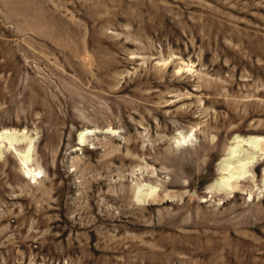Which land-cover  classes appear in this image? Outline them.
<instances>
[{"label":"rangeland","instance_id":"obj_1","mask_svg":"<svg viewBox=\"0 0 264 264\" xmlns=\"http://www.w3.org/2000/svg\"><path fill=\"white\" fill-rule=\"evenodd\" d=\"M0 153V264H264V0H0Z\"/></svg>","mask_w":264,"mask_h":264},{"label":"bare ground","instance_id":"obj_2","mask_svg":"<svg viewBox=\"0 0 264 264\" xmlns=\"http://www.w3.org/2000/svg\"><path fill=\"white\" fill-rule=\"evenodd\" d=\"M16 134V133H15ZM18 134V133H17ZM179 135V134H178ZM84 135H83V133H81L80 135H79V138H78V141H81L82 142V137H83ZM180 138H182V137H180ZM188 138H189V136H188ZM10 143H9V145L10 146H12V144H14V142H16L17 143V138L15 137V136H11L10 137ZM186 139V138H185ZM185 139H184V141H185ZM179 140H181V139H179L178 138V141ZM187 140H189V139H187ZM255 141V140H254ZM250 142V145H248V148H250V150L255 146V144L254 143H256L257 141H255V142ZM32 143H33V140H28L27 142H26V146H25V152H24V154H22V163L23 164H26V162L29 160V154H30V151L32 150ZM182 143V142H181ZM256 146H258V144H256ZM255 148H257V147H255ZM253 150V152L255 151V149H252ZM252 151H242L241 150V145L240 144H237V145H235L230 151H229V156L227 157V160H230V161H237L238 159L239 160H241L242 161V164H239V166H238V168L237 169H231V167L230 168H228V178H224L223 180H221V181H219L218 182V184H217V186L219 187V188H228V189H230V186H231V182L234 180V178H235V176H239V175H241L242 173H244V172H246V168H247V166H246V164L244 163V161L245 160H247V159H249L251 156H253L254 155V153H253ZM0 156H1V153H0ZM241 158V159H240ZM36 171H37V169H36ZM24 175H27V176H30V177H32V178H37L38 176H39V172H37V173H35V170H32V169H26V170H24ZM151 187V186H150ZM150 187H148V188H150ZM141 188V187H140ZM151 188H154V187H151ZM148 189V191L145 193V191H146V189H144V190H142V188H141V192H138V197L136 196V198H138V199H136L137 200V202L139 201V199H142L143 198V200H141V201H144V200H146L145 198V196L144 195H147V196H149L150 195V198L153 196H151V194H154V192L155 191H153L152 189ZM137 191H139L138 189H136ZM223 190H225V189H223ZM136 191V192H137ZM142 191L144 192V193H142ZM135 192V193H136ZM153 192V193H152ZM145 198H144V197ZM140 201V202H141Z\"/></svg>","mask_w":264,"mask_h":264}]
</instances>
